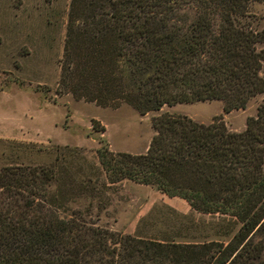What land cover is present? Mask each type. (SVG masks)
Masks as SVG:
<instances>
[{
    "label": "trees",
    "instance_id": "obj_1",
    "mask_svg": "<svg viewBox=\"0 0 264 264\" xmlns=\"http://www.w3.org/2000/svg\"><path fill=\"white\" fill-rule=\"evenodd\" d=\"M252 2L264 0H69L55 93L138 113L205 100L243 109L264 92ZM151 125L144 153L103 143L98 165L80 148L23 145L53 157L0 167V264H264V100L239 132L168 113ZM123 179L239 226L226 243L196 241L200 227L169 209V230L130 236L68 207L103 208Z\"/></svg>",
    "mask_w": 264,
    "mask_h": 264
},
{
    "label": "rangeland",
    "instance_id": "obj_2",
    "mask_svg": "<svg viewBox=\"0 0 264 264\" xmlns=\"http://www.w3.org/2000/svg\"><path fill=\"white\" fill-rule=\"evenodd\" d=\"M68 1L0 0V167L51 161V152L23 147L31 144L80 148L94 165H98L95 149L103 143L113 152L144 153L154 134L151 120L162 113L185 115L203 124L220 119L227 130L239 132L264 100L263 92L243 109L229 112L222 111L219 100H205L138 113L125 104L100 107L56 94ZM250 9L257 17L255 26L264 32V3L252 2ZM260 75L264 80V59ZM105 196L108 199L102 201L107 203L101 209L83 198L68 207L86 211V218L98 227L130 236L169 230V209L200 227L194 233L196 241L226 243L239 226L232 216L195 212L180 198L126 179L111 185Z\"/></svg>",
    "mask_w": 264,
    "mask_h": 264
}]
</instances>
